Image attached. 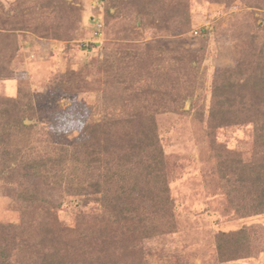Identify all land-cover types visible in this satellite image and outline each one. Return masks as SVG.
Returning <instances> with one entry per match:
<instances>
[{
	"label": "trees",
	"instance_id": "1",
	"mask_svg": "<svg viewBox=\"0 0 264 264\" xmlns=\"http://www.w3.org/2000/svg\"><path fill=\"white\" fill-rule=\"evenodd\" d=\"M46 2L50 4V0ZM141 3H135L142 8L134 10L135 16L139 15L140 21L148 17L150 26L156 24L159 14L166 16L175 35L192 26L190 0ZM112 4L125 19H135L123 0H113ZM254 6L263 8L264 4L257 1ZM111 8L102 7L103 15L97 20L105 24V37ZM94 27L95 24L89 29L90 36ZM16 40L0 31L2 79L13 74L10 67L19 50L14 48ZM144 45V50L129 59L107 53L104 91H123L111 94L112 99L108 98L104 106L114 107L115 95L125 99L124 93L131 89L127 86L129 76H136L137 83H151L162 67L168 69L163 75L168 81L159 89L163 90L161 98H153L158 91L151 93L152 87L145 86L147 90L141 92L137 86L141 99H136L135 107L150 105L163 112L178 113L184 110L189 97L190 113L200 119L207 116L208 128L213 132L231 125H254L256 143L264 151V44L258 62L246 68L242 60L216 77L209 105L195 94L198 88L183 94L181 78L186 68L191 71L196 62L190 53L188 58L181 56L174 63L165 52L162 65L156 63L155 53L162 51L154 48L160 46L150 42ZM173 65L183 73L177 83L170 81L177 72ZM65 77L62 75L61 81ZM29 95L20 88L15 95L0 97V180L14 187L12 199L20 212L18 222L0 223V264H150L144 249L146 242L176 233L179 228L173 181L157 116L137 113L124 118L109 114L97 121L71 108L50 109L44 118ZM74 121L79 128L69 125ZM211 144L222 166V176L233 174L239 183L235 192L240 200H230L236 205V214L240 218L264 214V155L254 163L235 162L233 152L218 143L216 137ZM91 205V210L81 212L73 225L59 217L64 207ZM249 229L244 226L218 232L216 249L222 262L250 257L254 245Z\"/></svg>",
	"mask_w": 264,
	"mask_h": 264
},
{
	"label": "rangeland",
	"instance_id": "2",
	"mask_svg": "<svg viewBox=\"0 0 264 264\" xmlns=\"http://www.w3.org/2000/svg\"><path fill=\"white\" fill-rule=\"evenodd\" d=\"M123 1L132 17L137 14L135 9L142 10L135 4L142 5L141 0ZM257 1L264 4V0H190L192 26L187 32L175 35L166 16L157 15L156 24L151 26L148 17L141 21L139 15L134 20L125 19L113 6V0H108V4L107 0H50L49 5L46 0H0V31L15 36L14 48H19L11 63L12 76L0 78V97L15 95L23 88L30 92L41 117L50 109L71 108L97 121L109 114L124 118L137 113L157 116L173 181L179 228L176 233L146 242L144 249L150 264H264V214L247 218L236 214V205L230 200H240L235 192L239 183L233 174L228 175L229 179L222 176V166L211 143L216 137L218 143L233 152L235 162H258L264 151L256 143L254 125H231L213 132L208 128L207 116L200 119L201 116L190 113L189 97L182 107L185 111L178 113L163 112L150 105L135 107L136 99H141L137 86L141 92L152 87L151 93L158 91L153 98H161L163 90L159 89L168 81L163 77L168 69L162 67L151 83H137L136 76H129L127 86L131 89L124 93L125 99L115 95L117 104L107 108L104 104L108 98L112 99L111 94L123 91L122 88L111 93L104 91L107 78L103 66L107 53L129 59L144 50V43L150 42L160 46L154 48L162 51L155 52L156 63L162 65L163 61L165 65V52L174 63L181 56L188 58L190 53L196 61L192 66L197 69L186 68V75L181 78L183 94L198 88L195 94L209 105L218 75L237 67L242 60L248 68L261 58L264 6L255 7ZM106 5L108 9L112 7V15L107 19V37L95 45L97 40L90 36L89 29L103 15L102 7ZM12 50L13 47L9 55ZM62 75L66 76L63 81ZM180 75L183 73L177 69L170 81L180 82ZM69 125L79 128L75 121ZM13 193L14 187L0 180V223L20 220ZM92 206H67L59 212V217L73 225L78 215L89 212ZM244 226L250 228L248 235L254 245L250 257L222 262L216 249V235L220 230Z\"/></svg>",
	"mask_w": 264,
	"mask_h": 264
},
{
	"label": "built area",
	"instance_id": "3",
	"mask_svg": "<svg viewBox=\"0 0 264 264\" xmlns=\"http://www.w3.org/2000/svg\"><path fill=\"white\" fill-rule=\"evenodd\" d=\"M105 24L103 21H98L92 30V37L94 40L100 41L105 37ZM91 39H89L90 41ZM96 42V41H95ZM86 45V43H85ZM87 46V45H86Z\"/></svg>",
	"mask_w": 264,
	"mask_h": 264
}]
</instances>
